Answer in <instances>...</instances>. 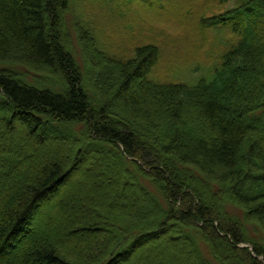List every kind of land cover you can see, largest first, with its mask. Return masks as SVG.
Masks as SVG:
<instances>
[{"label": "trees", "instance_id": "trees-1", "mask_svg": "<svg viewBox=\"0 0 264 264\" xmlns=\"http://www.w3.org/2000/svg\"><path fill=\"white\" fill-rule=\"evenodd\" d=\"M69 3L0 0V264H264V0L200 19L236 40L192 83L164 81L179 46L135 21L101 51L77 27L81 68Z\"/></svg>", "mask_w": 264, "mask_h": 264}, {"label": "rangeland", "instance_id": "rangeland-1", "mask_svg": "<svg viewBox=\"0 0 264 264\" xmlns=\"http://www.w3.org/2000/svg\"><path fill=\"white\" fill-rule=\"evenodd\" d=\"M70 0L69 8L64 13L65 27L67 29V45L74 53V57L81 68L84 69L83 51L77 38L76 28L87 31L96 42V48L100 51L106 45L104 28H112L116 34L122 33L123 23L135 21L139 29L148 30L149 37L158 35L160 40L166 38L178 44V50L171 51L172 59L165 65L166 82H195L198 78H210L214 69L219 65L221 55L235 42L236 37L222 29L205 28L198 25L200 19L212 14L221 13L225 8L230 7L234 0H229L223 4L220 0H196L189 4L188 10L184 8L185 14H189L192 19H182L178 17L177 8L181 6V0ZM115 7L124 6L130 11L131 16L122 14L121 19H113L109 12H100L99 8L104 5ZM148 9L155 10L149 11ZM90 10L92 18L83 17V11ZM115 10V9H113ZM139 12V13H138ZM176 14V15H175ZM135 15L137 18L133 19ZM111 17V19H109ZM125 19V20H124ZM99 24L97 30H90L93 24ZM77 25V26H76ZM65 29V30H66ZM147 40L144 43H148ZM167 43V41H166ZM159 45V44H158ZM171 44L166 47L170 49ZM160 58L164 60L167 50L161 45ZM130 56L133 54L130 48ZM127 52H114L116 55H126ZM109 55V54H108ZM169 56V54H167ZM162 64L161 62L158 63ZM17 74L21 75L30 83L43 85L50 83L49 76L41 70L30 69L23 66L12 67ZM12 134H16V129L7 128ZM7 132V133H9ZM1 173V172H0ZM77 174L75 181L81 179ZM73 181L72 183H75ZM251 237L253 231L248 233ZM262 258V257H260Z\"/></svg>", "mask_w": 264, "mask_h": 264}]
</instances>
